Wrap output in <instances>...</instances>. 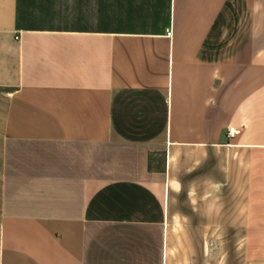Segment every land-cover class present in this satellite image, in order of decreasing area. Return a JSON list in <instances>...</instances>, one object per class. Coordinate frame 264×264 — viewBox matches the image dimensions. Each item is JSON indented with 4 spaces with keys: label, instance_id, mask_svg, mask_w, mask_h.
<instances>
[{
    "label": "crops",
    "instance_id": "1",
    "mask_svg": "<svg viewBox=\"0 0 264 264\" xmlns=\"http://www.w3.org/2000/svg\"><path fill=\"white\" fill-rule=\"evenodd\" d=\"M0 264H264V0H0Z\"/></svg>",
    "mask_w": 264,
    "mask_h": 264
},
{
    "label": "built area",
    "instance_id": "2",
    "mask_svg": "<svg viewBox=\"0 0 264 264\" xmlns=\"http://www.w3.org/2000/svg\"><path fill=\"white\" fill-rule=\"evenodd\" d=\"M171 33H169V34H171ZM236 133H237L236 127L229 128V131H228L229 137H233Z\"/></svg>",
    "mask_w": 264,
    "mask_h": 264
}]
</instances>
